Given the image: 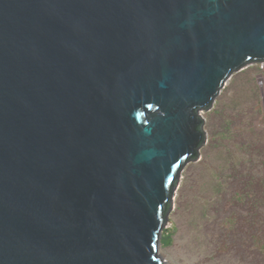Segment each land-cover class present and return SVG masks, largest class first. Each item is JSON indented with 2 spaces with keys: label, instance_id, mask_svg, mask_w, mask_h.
I'll return each instance as SVG.
<instances>
[{
  "label": "water",
  "instance_id": "95a60500",
  "mask_svg": "<svg viewBox=\"0 0 264 264\" xmlns=\"http://www.w3.org/2000/svg\"><path fill=\"white\" fill-rule=\"evenodd\" d=\"M263 62L264 0H0V264H168L201 112Z\"/></svg>",
  "mask_w": 264,
  "mask_h": 264
},
{
  "label": "rangeland",
  "instance_id": "374dc122",
  "mask_svg": "<svg viewBox=\"0 0 264 264\" xmlns=\"http://www.w3.org/2000/svg\"><path fill=\"white\" fill-rule=\"evenodd\" d=\"M256 79V66L234 74L201 112L206 143L181 173L166 217L160 255L168 264H264V90Z\"/></svg>",
  "mask_w": 264,
  "mask_h": 264
},
{
  "label": "built area",
  "instance_id": "2783aa9c",
  "mask_svg": "<svg viewBox=\"0 0 264 264\" xmlns=\"http://www.w3.org/2000/svg\"><path fill=\"white\" fill-rule=\"evenodd\" d=\"M255 66L257 68V86L259 89L264 90V62Z\"/></svg>",
  "mask_w": 264,
  "mask_h": 264
},
{
  "label": "trees",
  "instance_id": "16d2710c",
  "mask_svg": "<svg viewBox=\"0 0 264 264\" xmlns=\"http://www.w3.org/2000/svg\"><path fill=\"white\" fill-rule=\"evenodd\" d=\"M257 69V68H256ZM258 87V86H257ZM236 99H239V98H236Z\"/></svg>",
  "mask_w": 264,
  "mask_h": 264
}]
</instances>
